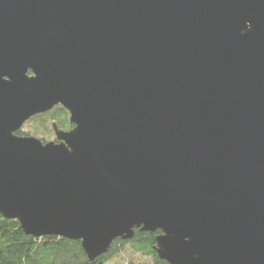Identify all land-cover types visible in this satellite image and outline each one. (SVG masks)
Segmentation results:
<instances>
[{
    "label": "water",
    "instance_id": "obj_1",
    "mask_svg": "<svg viewBox=\"0 0 264 264\" xmlns=\"http://www.w3.org/2000/svg\"><path fill=\"white\" fill-rule=\"evenodd\" d=\"M56 140L17 132L56 106ZM0 214L169 264H264V0H0Z\"/></svg>",
    "mask_w": 264,
    "mask_h": 264
},
{
    "label": "trees",
    "instance_id": "obj_2",
    "mask_svg": "<svg viewBox=\"0 0 264 264\" xmlns=\"http://www.w3.org/2000/svg\"><path fill=\"white\" fill-rule=\"evenodd\" d=\"M28 122L31 124L30 130L20 129L17 133L20 136H37L44 142L55 137L54 124L60 129L67 130L72 127L69 112L61 105L33 116ZM160 232L141 231L136 228L133 238L116 239L108 253L90 260L80 240L56 235H29L23 231L18 220L5 218L0 214V264H107L127 246L148 256L150 261H129L126 264H169L158 256L155 249L156 236Z\"/></svg>",
    "mask_w": 264,
    "mask_h": 264
},
{
    "label": "rangeland",
    "instance_id": "obj_3",
    "mask_svg": "<svg viewBox=\"0 0 264 264\" xmlns=\"http://www.w3.org/2000/svg\"><path fill=\"white\" fill-rule=\"evenodd\" d=\"M28 121L23 125V127L21 128L22 130L24 131L30 130L31 124ZM52 140H56V135L53 139L49 141ZM129 261L145 263V262H149L150 258L140 252L134 251L130 246H127L124 249H122V251L119 254H117L112 259H110L107 264H126Z\"/></svg>",
    "mask_w": 264,
    "mask_h": 264
},
{
    "label": "flooded vegetation",
    "instance_id": "obj_4",
    "mask_svg": "<svg viewBox=\"0 0 264 264\" xmlns=\"http://www.w3.org/2000/svg\"><path fill=\"white\" fill-rule=\"evenodd\" d=\"M72 125V124H71ZM73 126V125H72ZM72 128V127H71ZM71 128L67 129V130H70ZM63 130H66V129H63Z\"/></svg>",
    "mask_w": 264,
    "mask_h": 264
}]
</instances>
